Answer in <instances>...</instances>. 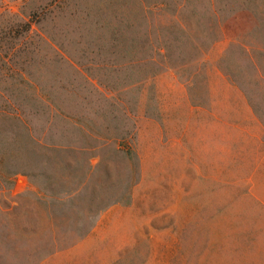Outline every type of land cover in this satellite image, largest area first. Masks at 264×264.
Returning a JSON list of instances; mask_svg holds the SVG:
<instances>
[{"label":"rangeland","instance_id":"rangeland-1","mask_svg":"<svg viewBox=\"0 0 264 264\" xmlns=\"http://www.w3.org/2000/svg\"><path fill=\"white\" fill-rule=\"evenodd\" d=\"M241 8L264 12V0H0V110L19 112L41 144L84 148L0 162V264H264V227L194 162L191 132L178 143V112L160 109L155 84L119 93L137 121L147 110L164 122L148 146L102 93L152 68L202 75ZM158 43L170 51L151 68Z\"/></svg>","mask_w":264,"mask_h":264},{"label":"crops","instance_id":"crops-1","mask_svg":"<svg viewBox=\"0 0 264 264\" xmlns=\"http://www.w3.org/2000/svg\"><path fill=\"white\" fill-rule=\"evenodd\" d=\"M150 50L143 59L149 64L152 46ZM202 61L206 64L202 75L196 72L181 81L169 69L154 75L150 72L142 80H130L115 94L103 91V99L122 107L120 115L130 125L125 129L133 131L136 140L144 131L148 146L153 130L162 137L164 122L155 120L147 110L137 121L130 98L119 93L139 83L155 84L160 109L174 106L178 112V143L191 132L194 162L207 163L212 185L224 186L227 193L229 189L238 191L242 203L250 205L251 225L264 227V12L234 11L220 24V37L212 41ZM137 63L134 59L128 66ZM98 87L106 90L103 85ZM133 105L136 107V101ZM77 123L82 133L89 130Z\"/></svg>","mask_w":264,"mask_h":264},{"label":"trees","instance_id":"trees-1","mask_svg":"<svg viewBox=\"0 0 264 264\" xmlns=\"http://www.w3.org/2000/svg\"><path fill=\"white\" fill-rule=\"evenodd\" d=\"M156 6L163 7L165 3L159 2ZM170 51V47L168 44L158 43L152 50V63L150 64L152 67H159L161 65L159 58H167V54ZM153 75L156 72V68H153L150 71ZM149 73V72H148ZM6 107V106H3ZM15 110V108H12ZM0 132H7V135L10 136L11 142H6L3 145L4 149H2V145L0 148V162L4 160V158L9 155L11 157H15L17 155L19 157H23L26 161H44L45 163H51L50 158L52 156L62 157L66 159V157H70L76 152H83L84 148L80 147H69V146H43L40 145L39 141L33 135L30 126L27 122L22 118L19 112L8 111L5 108H1L0 110ZM9 154H8V152ZM65 162V161H64Z\"/></svg>","mask_w":264,"mask_h":264}]
</instances>
